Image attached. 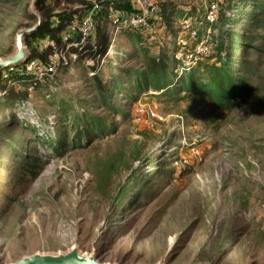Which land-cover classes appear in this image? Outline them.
Instances as JSON below:
<instances>
[{"label": "rangeland", "instance_id": "374dc122", "mask_svg": "<svg viewBox=\"0 0 264 264\" xmlns=\"http://www.w3.org/2000/svg\"><path fill=\"white\" fill-rule=\"evenodd\" d=\"M125 1L0 0V60L35 13L62 23L47 67L0 72V264H264V0H161L150 31L97 18L80 42L92 3ZM216 69L235 81L221 104Z\"/></svg>", "mask_w": 264, "mask_h": 264}, {"label": "trees", "instance_id": "16d2710c", "mask_svg": "<svg viewBox=\"0 0 264 264\" xmlns=\"http://www.w3.org/2000/svg\"><path fill=\"white\" fill-rule=\"evenodd\" d=\"M110 9H114L116 11H119L121 13H128L133 11V7L130 4L129 1H125L123 3H118V2H111L109 3L106 7L103 5H100L99 8L97 9L94 19L96 20L97 18L104 23V21L107 23L109 22V16H110ZM68 20L71 18L67 17ZM96 24V23H95ZM62 29V23L58 22L57 23H49L45 22L38 31L30 35V39L32 40V49H33V54H30L28 57V61L25 64L18 65L17 67L11 68V69H6L7 72H12L13 74L17 75L18 78L25 79L27 76L32 75V72H29L27 70L28 66L30 65L31 62H36L39 64H44L46 67L48 63L45 61V53L44 50L48 46H53L54 42L59 43L60 38H56L57 33H60ZM97 30V25H95V29L93 32ZM140 33L142 34V31H132V33ZM73 40H75V43L79 41V37L72 36ZM70 38V39H71ZM164 72H166V67H162ZM160 75V74H159ZM161 77H165V74L160 75ZM210 81L209 87L207 85H204L205 93L204 95L213 99L217 104H221L224 101H227L228 98L231 95V92L234 90V85L233 83L235 82L234 79L230 77V73H225L222 70L216 69L214 76ZM160 81L162 80L161 78L159 79ZM186 81V80H185ZM164 82V81H163ZM188 83V85H186ZM161 83H158V86H160ZM184 85L186 86L185 88L187 90L192 91L193 93L199 94V86H195L193 84L192 78L190 79L189 82H185ZM169 85L167 83L163 84V87L161 88H167ZM184 88V89H185ZM203 92V91H202Z\"/></svg>", "mask_w": 264, "mask_h": 264}, {"label": "built area", "instance_id": "2783aa9c", "mask_svg": "<svg viewBox=\"0 0 264 264\" xmlns=\"http://www.w3.org/2000/svg\"><path fill=\"white\" fill-rule=\"evenodd\" d=\"M133 7V11L128 13H121L116 10L110 9L109 23L113 30L116 32L120 31H150L156 23L158 14L160 12L161 0H129ZM99 8L98 3H92L90 8L85 13L84 17L73 24L80 36V42L85 41L95 29L94 15ZM216 6L211 5L208 13V19L213 21L215 18ZM183 33H188L191 38L196 35L195 31H192L189 21H184L182 26ZM115 38L112 39L114 41ZM177 43L181 46H185L187 43L181 38L177 37ZM203 49L198 47L197 51L202 52ZM192 55L186 56L190 59ZM190 61V60H188ZM36 62H31L27 70L34 73L37 70L43 68L39 63L34 65ZM51 68V67H50ZM153 115V114H152Z\"/></svg>", "mask_w": 264, "mask_h": 264}, {"label": "water", "instance_id": "95a60500", "mask_svg": "<svg viewBox=\"0 0 264 264\" xmlns=\"http://www.w3.org/2000/svg\"><path fill=\"white\" fill-rule=\"evenodd\" d=\"M39 18V23L27 30L21 31L16 38L15 48L16 51L13 55L6 59L0 60V72L6 69H11L25 63L28 60L24 39L27 35H32L40 29L42 26V19ZM10 264H107L101 263L94 256H83L78 253L77 249H72L67 254H61L56 256L51 255H31L20 259Z\"/></svg>", "mask_w": 264, "mask_h": 264}]
</instances>
